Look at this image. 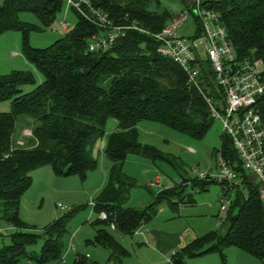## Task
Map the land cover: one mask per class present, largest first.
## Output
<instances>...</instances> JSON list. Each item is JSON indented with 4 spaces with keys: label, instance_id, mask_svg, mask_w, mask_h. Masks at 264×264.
I'll return each mask as SVG.
<instances>
[{
    "label": "trees",
    "instance_id": "obj_1",
    "mask_svg": "<svg viewBox=\"0 0 264 264\" xmlns=\"http://www.w3.org/2000/svg\"><path fill=\"white\" fill-rule=\"evenodd\" d=\"M181 2L183 10L192 9L185 0ZM91 3L116 23L135 20L152 32L160 31L174 16L160 0ZM64 4L65 0H0V35L22 32L23 55L44 78L37 85L36 76L29 70L0 75V103L11 102L10 111L0 112V223L14 227L11 233L0 232V236L10 234V242L0 247V264H47L63 257L70 213L44 228L41 235L21 219L22 197L33 184L32 172L39 167L50 166L56 175L85 179L97 167L93 146L105 136L111 118L117 120L118 128L109 135L105 149L111 166L109 179L95 201L98 216L92 221L96 226L92 243L106 247L111 258L120 260L128 255L117 235H134L143 222L158 215L162 203L172 208L192 203L193 195L185 189L189 183L203 191L211 183H219L211 176L191 180L180 157L142 143L138 131L141 122L150 121L204 139L215 119L208 101L213 99L220 106L224 97L210 64H203L197 87L189 83L177 62L157 52L153 37L133 30L106 51H90V38L101 30L72 8L77 21L64 37L46 48L32 46L30 33L53 26ZM202 6L218 13L240 59L253 56L264 60V0H203ZM27 11L38 18L39 25L21 19L20 14ZM195 21L198 32L202 31L200 21ZM27 85L35 87L26 92L23 88ZM257 106L263 121L264 93L258 97ZM21 119L31 126L32 136L25 138L28 142L21 139L22 131L18 133ZM221 142V148L214 151L215 159L221 154L239 175L225 219L227 230L196 237L172 255L173 264H185L187 259L213 252L224 258L229 247L264 263L261 182L245 168L227 133H223ZM131 154L167 161L183 180L155 195L144 208L129 207L126 203L131 190L138 186L124 170ZM102 212L108 214V220L100 219ZM109 222L116 224L117 235L109 229ZM41 237L44 243L40 253H30L28 246ZM75 264L90 263L79 257Z\"/></svg>",
    "mask_w": 264,
    "mask_h": 264
},
{
    "label": "rangeland",
    "instance_id": "obj_2",
    "mask_svg": "<svg viewBox=\"0 0 264 264\" xmlns=\"http://www.w3.org/2000/svg\"><path fill=\"white\" fill-rule=\"evenodd\" d=\"M160 1L174 15L183 12L181 0ZM65 16L72 23L69 28L72 29L77 17L66 2L59 19ZM20 17L28 23L40 24L38 18L31 12H23ZM195 32L196 22L190 17L180 29V33L189 38ZM66 33L67 30H61L56 22L51 27L32 31L29 35V42L34 47L46 48L64 37ZM23 40V33L19 31H8L0 35V75L9 74L14 70H29L36 76L38 85L44 78L36 66L23 55ZM34 87L35 85H27L23 89L28 92ZM10 109V101L0 103V112H8ZM27 123L26 119H21L18 123V133L22 131L21 139L24 137L23 140L26 142L28 140L25 138L31 133L30 123ZM117 128V120L109 119L105 136L97 140L93 146L92 151L97 159V167L89 172L85 179L79 175H56L50 166L39 167L32 172L33 184L22 197L20 217L24 222L36 228L34 232L41 235L44 228L70 213L66 225L67 233L64 237L63 264H75L79 257L85 258L90 264H169L168 260L180 248L170 251L167 255L163 254L160 252L159 244L147 234L149 230L179 231L190 226L193 233L197 235L196 237L213 230L226 232L227 211L221 210V198L224 193L222 185L211 183L207 186V190L203 191L189 183V186L185 188L186 193L193 195L195 204L181 205L180 209L174 210L167 202L162 203L160 207L164 210L160 208L159 218L147 222L146 227H141L143 235L135 233L134 235H117L121 245L128 251V255L124 258L113 259L106 247L92 243L96 235V226L92 225V221L97 218L98 214L90 203L96 201L108 182L111 166L105 155V149L109 135ZM138 131L142 143L153 145L165 154L180 157L185 163L186 176L191 180L209 173L208 169L211 166L213 167L212 173L217 172L214 151L221 148V137L224 133L221 119H214L209 132L201 140L157 122L143 121L139 124ZM124 170L127 175L138 182V186L131 190L129 201L126 203L133 208H144L155 195L164 189L174 187L183 180L178 170L167 161L160 159L153 161L134 154L127 157ZM157 180L161 184L153 185L152 182ZM59 204L69 207L72 211L62 210L58 207ZM170 212L172 215L176 214L174 219H170ZM177 213H180L181 217ZM9 230L11 233L12 230ZM9 236L10 234L0 236V247L10 242ZM43 243L44 238L41 237L27 249L30 253L39 254ZM236 250L238 249L235 247H229L224 251V258L220 253L213 252L187 259L185 264H263L248 253Z\"/></svg>",
    "mask_w": 264,
    "mask_h": 264
},
{
    "label": "built area",
    "instance_id": "obj_3",
    "mask_svg": "<svg viewBox=\"0 0 264 264\" xmlns=\"http://www.w3.org/2000/svg\"><path fill=\"white\" fill-rule=\"evenodd\" d=\"M203 0H197L191 10H183L175 14L171 20L157 32L144 28L133 20L127 23H116L107 12L95 7L91 0H65L67 6L78 11L82 16L96 25L101 32L90 38V51H106L117 39L126 36L133 30L153 37L157 41V52L177 62L188 76L189 83L199 87V77L202 67L208 62L213 71L215 83L223 90V104L218 106L213 99H209L212 116L221 119L224 132L233 140L244 166L261 182L260 194L264 201V125L262 114L257 106L258 97L264 93V60L248 57L240 59L233 46L227 29L220 23L218 13L213 9L202 6ZM192 17L199 20L202 31L186 38L180 29ZM61 30H67L71 22L65 16L58 21ZM196 22V21H195ZM27 137L32 136L29 133ZM23 144V141L19 142ZM217 172L201 175L214 177L219 183H227L221 198L222 210H228L233 194V185L239 180V175L219 154L216 160ZM161 184L160 181L152 182ZM91 206H96L92 201ZM64 211L70 208L59 204ZM101 220H108V214L102 212ZM144 222L135 230V234L143 235ZM109 228L116 230V224L109 222ZM14 229L0 223V232ZM64 256L55 262L47 264H63ZM170 264L172 259L169 260ZM27 264H37L29 262Z\"/></svg>",
    "mask_w": 264,
    "mask_h": 264
},
{
    "label": "crops",
    "instance_id": "obj_4",
    "mask_svg": "<svg viewBox=\"0 0 264 264\" xmlns=\"http://www.w3.org/2000/svg\"><path fill=\"white\" fill-rule=\"evenodd\" d=\"M263 125H264V118H263ZM212 166L208 169L210 170L209 172H212ZM253 177V175H251ZM153 199V198H152ZM129 201V200H128ZM152 201V200H151ZM150 201V202H151ZM149 202V203H150ZM149 203L147 205H149ZM166 203V202H165ZM196 201L194 199V201L192 203H189V205H193L195 204ZM187 203H180L178 206L174 207L173 209L178 210L180 209L181 205H186ZM128 206V205H127ZM162 206V205H161ZM130 207V206H129ZM161 207H159V212L158 215L154 218V219H158L159 218V213H161L160 210ZM163 209V208H161ZM164 210V209H163ZM222 210V209H221ZM225 211V210H222ZM179 217H181L180 213ZM170 219H174L176 216V214L172 215V213L170 212ZM155 220V221H156ZM150 222V221H149ZM149 224V223H148ZM144 226H147V223L144 224ZM144 228V227H143ZM152 228V227H151ZM110 229V228H109ZM111 232L113 234H116V232H114V230L110 229ZM178 230V229H177ZM96 234V233H95ZM149 235V237L151 239H153L157 244H159L161 251L163 252V254H168L170 251H175L178 248H181L183 246H185L186 244H188L190 241H192L193 239L196 238V234L193 233V229L190 226L185 227L184 229H181L179 231H162L160 229H151L148 231L147 233ZM117 235V234H116ZM189 235V236H188ZM91 243V242H90ZM233 249V248H231ZM238 249V248H237ZM240 250V249H238ZM236 250V251H238ZM240 253V252H239ZM64 256V254H63ZM256 259V258H255ZM261 262V261H260ZM263 263V262H261ZM170 264V263H169ZM264 264V263H263Z\"/></svg>",
    "mask_w": 264,
    "mask_h": 264
},
{
    "label": "water",
    "instance_id": "obj_5",
    "mask_svg": "<svg viewBox=\"0 0 264 264\" xmlns=\"http://www.w3.org/2000/svg\"><path fill=\"white\" fill-rule=\"evenodd\" d=\"M186 3L190 6H192L193 4H196L197 0H185Z\"/></svg>",
    "mask_w": 264,
    "mask_h": 264
}]
</instances>
